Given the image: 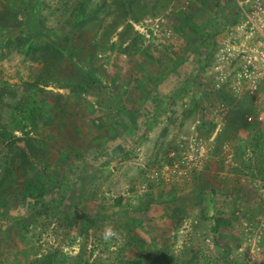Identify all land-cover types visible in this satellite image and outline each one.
Segmentation results:
<instances>
[{
	"label": "rangeland",
	"instance_id": "1",
	"mask_svg": "<svg viewBox=\"0 0 264 264\" xmlns=\"http://www.w3.org/2000/svg\"><path fill=\"white\" fill-rule=\"evenodd\" d=\"M252 11L0 0V264H264Z\"/></svg>",
	"mask_w": 264,
	"mask_h": 264
},
{
	"label": "built area",
	"instance_id": "2",
	"mask_svg": "<svg viewBox=\"0 0 264 264\" xmlns=\"http://www.w3.org/2000/svg\"><path fill=\"white\" fill-rule=\"evenodd\" d=\"M263 14V15H260ZM247 26L243 34H246L243 41L239 43L243 49L238 54L244 62L237 73L239 81L248 80L252 91L257 88L264 90V12L251 13L248 16ZM245 44V41H247ZM264 95V94H263ZM248 121L262 122L264 110L259 114H250Z\"/></svg>",
	"mask_w": 264,
	"mask_h": 264
},
{
	"label": "clouds",
	"instance_id": "3",
	"mask_svg": "<svg viewBox=\"0 0 264 264\" xmlns=\"http://www.w3.org/2000/svg\"><path fill=\"white\" fill-rule=\"evenodd\" d=\"M113 237H118V234L111 229H106L105 233H104V239L108 240V239H111Z\"/></svg>",
	"mask_w": 264,
	"mask_h": 264
},
{
	"label": "trees",
	"instance_id": "4",
	"mask_svg": "<svg viewBox=\"0 0 264 264\" xmlns=\"http://www.w3.org/2000/svg\"><path fill=\"white\" fill-rule=\"evenodd\" d=\"M81 11V10H80ZM30 13V12H29ZM34 202H36L38 204V200L34 198ZM126 264H140L139 261H129Z\"/></svg>",
	"mask_w": 264,
	"mask_h": 264
},
{
	"label": "flooded vegetation",
	"instance_id": "5",
	"mask_svg": "<svg viewBox=\"0 0 264 264\" xmlns=\"http://www.w3.org/2000/svg\"><path fill=\"white\" fill-rule=\"evenodd\" d=\"M252 13H255V11H252Z\"/></svg>",
	"mask_w": 264,
	"mask_h": 264
}]
</instances>
